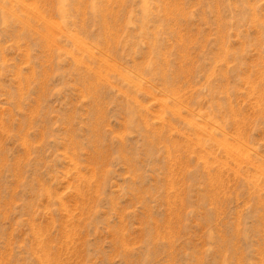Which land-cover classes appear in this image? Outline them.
<instances>
[{"label": "rangeland", "instance_id": "obj_1", "mask_svg": "<svg viewBox=\"0 0 264 264\" xmlns=\"http://www.w3.org/2000/svg\"><path fill=\"white\" fill-rule=\"evenodd\" d=\"M0 264H264V0H0Z\"/></svg>", "mask_w": 264, "mask_h": 264}, {"label": "bare ground", "instance_id": "obj_2", "mask_svg": "<svg viewBox=\"0 0 264 264\" xmlns=\"http://www.w3.org/2000/svg\"><path fill=\"white\" fill-rule=\"evenodd\" d=\"M78 50V49H77Z\"/></svg>", "mask_w": 264, "mask_h": 264}]
</instances>
